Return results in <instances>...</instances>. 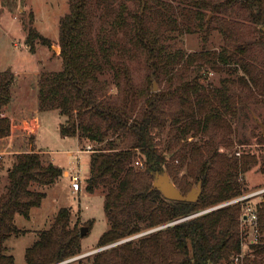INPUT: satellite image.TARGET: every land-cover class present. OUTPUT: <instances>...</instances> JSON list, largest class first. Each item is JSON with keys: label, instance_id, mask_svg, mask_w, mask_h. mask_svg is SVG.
Segmentation results:
<instances>
[{"label": "trees", "instance_id": "trees-1", "mask_svg": "<svg viewBox=\"0 0 264 264\" xmlns=\"http://www.w3.org/2000/svg\"><path fill=\"white\" fill-rule=\"evenodd\" d=\"M87 3L88 0H70V11L60 20L56 43L39 33L31 22L26 45L34 51L38 41L62 60L60 71L41 74L38 100L39 111L58 109L65 116L60 124L61 134L95 142L109 136L117 138V141H108L103 150L92 151L89 158L86 189L104 194L109 223L98 246L170 224L209 205L243 195L245 191L238 175L247 170V156L238 159L219 153L217 145L224 139L211 135L212 129L224 120V114L236 112L235 97L230 89L235 81L225 79L220 88L204 89L205 92L197 83L196 74L187 79L183 72L174 71L188 70L199 58L214 70L233 61L243 72L237 81L246 84L254 95L264 97V69L244 60L245 55L252 56L251 42L238 43V37L233 36L238 35L237 26L241 28L242 24L237 21L242 20L257 27V36L264 42V0H192L190 8L186 9L187 15L183 9L181 17L174 16L176 27L180 28L181 19V28L207 31L210 21L205 20L204 10L231 14L237 21L235 27L226 21L222 30L230 39L235 38L232 49L226 47L219 53L194 55L190 60L182 52L166 53L158 36L148 37L139 21L134 38L146 55L148 81H166L163 90L152 92L135 89L126 67L120 68L119 63L105 55L103 65L89 37ZM164 23L162 16L159 24ZM106 67L114 72L118 100L110 93L107 95L103 81L97 76ZM120 71L124 75L121 92ZM8 74L9 71H5L0 77V140L11 130L9 118L1 115L10 95L12 77H5ZM219 107H223L225 113L220 112ZM167 126L170 141L166 147H160L155 141L156 135ZM36 128L30 129L27 125L24 134L33 133L36 137ZM190 132L194 136L201 133L208 139L200 144L187 143ZM172 142L175 145L171 146ZM33 146L36 141H30L28 151L15 153V161L7 171L8 183L0 193V264H15L13 255L3 253V243L21 232L15 224V216L29 218L31 209L39 206L46 196L39 188L54 184L63 174L61 167L44 161L40 149L35 150ZM138 154L145 160L142 168L133 163ZM155 171H166L183 195L191 186L186 177L201 183L198 199L194 202L166 199L153 188ZM181 172L183 176L179 177ZM247 203L257 212L261 242L249 244V251L239 264H264V194L259 203L244 200L227 205L107 248L95 255L92 264H234V257L241 251L239 218ZM70 217L69 208L57 211L51 227L40 231L26 248V264H55L82 253L80 229L77 225L70 227Z\"/></svg>", "mask_w": 264, "mask_h": 264}, {"label": "rangeland", "instance_id": "rangeland-1", "mask_svg": "<svg viewBox=\"0 0 264 264\" xmlns=\"http://www.w3.org/2000/svg\"><path fill=\"white\" fill-rule=\"evenodd\" d=\"M191 3L192 0H88L86 9L89 37L101 56L102 63L105 55L110 61L119 63L120 68L126 67L132 86L135 89L145 88L151 92L163 90L166 81L155 79L148 81L150 71L146 55L142 45L134 38V29L139 25V21L148 37L158 36V42L164 45L166 53L182 52L189 60L194 55L219 53L226 47L232 49L235 38L238 37V43L251 42L252 56L245 55V62L251 61L264 69V42L257 36V27L242 20L237 21L234 15L204 10L205 20L210 21L207 31L201 28L190 30L181 28V19L180 28L176 27L174 16L181 17L183 9L187 15L186 9L190 8ZM69 11L70 0H0V77L5 71H9L5 77H12L9 99L1 111L2 116L9 118L11 130L7 137L0 140V193L8 183L7 171L15 161V153L28 151L30 141H37L33 147L35 150L40 149L44 161L58 164L65 169L74 168L81 175L80 191H72L70 180L62 174L54 184L44 189L39 188L46 192V196L39 206L31 209L29 218L19 214L15 216V224L21 232L11 235L3 243V253L13 255L15 264H26V248L37 239L40 231L51 227L60 208L70 209V227L77 225L79 229L88 228L81 240L82 252L98 250L115 243L98 246L100 236L109 227L104 210V194L100 191L89 192L86 189V179L89 175V158L92 151L103 150L108 141H117V138L109 136L102 142H95L84 137H76L77 139L65 137L60 132V124L65 116H62L58 109L43 111L38 109L40 76L42 73L60 71L62 60L38 41L35 42V49L32 51L26 45L28 28L32 22V26L39 33L56 43L59 39L60 20ZM162 16L165 23L161 26L159 22ZM226 21L233 27L236 21L242 24L241 28L237 26L239 33L233 35L235 38L230 39L229 35L222 32ZM100 45L105 47V50H102ZM193 63L195 64L188 70L181 68L174 73L183 72L187 79L196 74L195 79L203 86V90L220 88L225 79L235 81L230 89L235 97L236 112L224 114V120L212 129L211 135L224 139L223 143L217 145L219 153L238 159L243 155L247 156V170L241 171L238 175V181L245 191L243 195L264 188V132L260 125V123L264 125V97L254 95L246 84L241 85L237 81L243 72L233 61L217 70L212 69L208 62L201 58ZM107 69L106 67L104 71L98 72L97 76L103 81L107 95L110 93L114 100H118L119 94H116L114 89V72ZM123 87L124 75L120 71L119 92ZM219 110L225 113L223 107H219ZM27 125L30 129L37 126L36 137L33 133L24 134ZM169 131L170 128L167 126L160 135H156L155 141L160 147H166L170 141ZM207 139L208 137L201 133L194 136L193 132H190L187 134L186 142L200 144ZM87 145L92 149L86 153L82 150H85ZM173 145L175 142L171 143V146ZM144 161V157L138 154L133 163L135 167L142 168ZM182 176L183 172L179 177ZM185 179L191 185L190 190L197 186L193 179L188 177ZM263 194L251 198L250 201L254 204L259 203ZM218 204L220 203L202 208L189 217L202 214L206 209ZM110 247L112 246L108 248ZM103 250L105 249L98 252ZM244 250L249 251L247 246H244ZM98 252L84 261L93 263Z\"/></svg>", "mask_w": 264, "mask_h": 264}, {"label": "built area", "instance_id": "built-area-1", "mask_svg": "<svg viewBox=\"0 0 264 264\" xmlns=\"http://www.w3.org/2000/svg\"><path fill=\"white\" fill-rule=\"evenodd\" d=\"M91 149H92L91 146L87 145L86 149L82 150V151L89 152ZM69 180H70L72 191H74V192L80 191V189H81V175H80L78 170H75L74 168L72 169V171L69 173ZM263 193H264V188H262L260 190H256V191L248 193V194H245V195H241V196L232 198V199L227 200V201H224L218 205H215L213 207L206 209L205 211H203V213L217 209V208H221V207H224L227 205H231L234 203L242 202L244 200H250L251 198H253L255 196H259ZM257 219L258 218H257V212L255 210V207L253 205H251L250 203H247L243 207L240 218H239L240 230H241V234H240L241 251L239 254H237L234 257V259H233L234 264H239L243 261V258H244L245 252H246V250H244V246L248 247L249 244H259L261 242L260 236H259L258 231H257ZM132 237H134V236H132ZM132 237L120 240V241L115 242L114 244H111L109 246H113V245H116L118 243L120 244L122 242L127 241V239L130 240V238H132ZM109 246L99 248L98 250L96 249V250H91L88 252H82L78 255H75L73 257L66 259L65 261H61V262L55 263V264H68V263L92 264L90 261L88 262V261H84V260L86 258L90 257L91 255H93L94 253H96L102 249L108 248ZM263 263H264V255H263Z\"/></svg>", "mask_w": 264, "mask_h": 264}, {"label": "water", "instance_id": "water-1", "mask_svg": "<svg viewBox=\"0 0 264 264\" xmlns=\"http://www.w3.org/2000/svg\"><path fill=\"white\" fill-rule=\"evenodd\" d=\"M154 90L156 89V83L154 82ZM260 125L263 128L264 132V125L260 123ZM153 175V188L158 190L166 199L169 200H177V201H187V202H194L198 199L200 192H201V183H198L196 187H193L186 195H183L181 191L174 185L172 180L170 179L168 173L166 171H155L152 173ZM188 218V217H186ZM186 218L177 220L173 223L179 222L181 220H184ZM170 225V224H167ZM165 225V226H167ZM162 227L152 229L149 231H146L144 233H140L139 235H136L132 238L141 236L146 233H150L154 230L160 229ZM87 227H81L80 228V236L83 237L87 231ZM130 238V239H132ZM129 240V239H127Z\"/></svg>", "mask_w": 264, "mask_h": 264}, {"label": "crops", "instance_id": "crops-1", "mask_svg": "<svg viewBox=\"0 0 264 264\" xmlns=\"http://www.w3.org/2000/svg\"><path fill=\"white\" fill-rule=\"evenodd\" d=\"M14 72H20V71H14ZM38 136V135H37ZM76 138V137H75ZM77 139V138H76ZM36 143H37V141H36ZM86 153H87V151H85ZM54 160V159H53ZM55 165H57V166H59V167H61L60 165H58V164H55ZM62 169H63V175L65 176V177H67L68 179H69V173L72 171V169H70V168H67V169H65V168H63V167H61ZM81 190V189H80Z\"/></svg>", "mask_w": 264, "mask_h": 264}]
</instances>
